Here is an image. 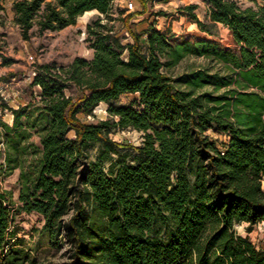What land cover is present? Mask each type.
Returning <instances> with one entry per match:
<instances>
[{"label":"trees","instance_id":"obj_1","mask_svg":"<svg viewBox=\"0 0 264 264\" xmlns=\"http://www.w3.org/2000/svg\"><path fill=\"white\" fill-rule=\"evenodd\" d=\"M203 1L210 23L195 4L184 7L191 20L208 34L211 24L226 26L235 51L209 38L178 40L153 24L121 36L110 24L114 0H12L25 40L34 28L42 35L73 25L88 10L106 21L86 24L90 60L37 64L30 82L37 96L17 108L0 103L13 114L12 126L0 123L1 171L20 168L19 205L0 189V264L36 263L18 235L15 208L42 217L50 247L66 246L64 261L38 264H264V249L234 229L264 221V0ZM2 10L0 1V24ZM187 56L209 63L173 75ZM0 60L15 62L2 53ZM101 103L105 118L82 119ZM126 128L142 140L122 161L111 135ZM30 130L38 144L21 148ZM209 130L225 135L221 146ZM28 147L29 162L19 154ZM158 223L171 226L167 241L157 238Z\"/></svg>","mask_w":264,"mask_h":264},{"label":"rangeland","instance_id":"obj_2","mask_svg":"<svg viewBox=\"0 0 264 264\" xmlns=\"http://www.w3.org/2000/svg\"><path fill=\"white\" fill-rule=\"evenodd\" d=\"M3 6L2 14L4 15L3 23L0 24V53L5 56H9L15 59L11 65H2L0 60V85L6 84L5 97L7 100H13L12 104L16 103L13 98L12 92L17 95V99L26 101L27 99L35 96L34 89L30 84V80L26 79L25 73L29 70L32 65L40 63H58L60 65H68L75 56H82L87 60H90L93 56V49L89 47V42L86 41V24L91 20L101 17L103 21H106V16L98 13L96 10H91L89 15L82 22L80 18L77 19L76 23L70 25L64 29L57 31H46L42 35H38L37 29L32 30V34L29 40L22 38L19 27L13 22V9L12 0H0ZM131 1L133 8L131 10L125 7L126 3ZM145 10L147 15L150 17V21L154 25L159 26L160 29H171L175 34V38L178 40L187 39L195 42L202 38H209L210 40L219 44L222 48L236 50V45L232 41L229 30L226 26L221 23L211 24L212 34H208L202 31L198 25L193 22L190 18L188 11L184 8L187 5L195 4L193 12L197 17L205 22L210 23L207 13L208 6L203 0H144ZM239 5L254 6L255 3L251 0H235ZM259 4H262L261 0H257ZM143 5L141 0H114L110 9V16L115 19L110 21L113 28L116 29L117 33L121 36H128L127 28L122 25L123 16L129 13H140V8ZM161 13V14H159ZM131 16V15H130ZM132 18H137L132 15ZM140 22H130L131 27H136V24ZM129 27V26H128ZM141 30V29H137ZM129 37L123 39L127 41ZM209 63L208 60L201 57L187 56L181 60L173 69L172 73L175 76L181 73L189 72L197 67H201L204 64ZM178 88H182L181 83H177ZM36 88V87H35ZM68 93L75 96V89L69 88ZM1 103L4 101L1 98ZM127 98L122 96L119 101L125 102ZM1 105V104H0ZM106 104L101 103L96 109L95 116H87L80 114L82 119L88 121H97L105 118L107 115ZM9 110V109H8ZM10 111V110H9ZM2 115V113H1ZM6 118V116H5ZM1 119V118H0ZM2 130L0 129V132ZM207 134L217 140L219 146L226 140L225 135L221 133L213 132L212 130L207 131ZM115 141L120 144L122 154L115 155L114 159L119 158L120 160H130V155H127V151L130 147H136L140 145L142 136L139 131L134 129L126 128L119 130L111 135ZM1 140V138H0ZM28 143L38 144V137L33 131H29L28 138L20 142L21 148L28 145ZM31 147L21 151L20 159L29 162L34 158L31 153ZM98 150V145H93L89 148V154L92 159L95 158ZM17 154V151H13ZM126 152V153H125ZM126 156H121L123 155ZM18 155V154H17ZM4 162V153L1 151L0 154V173L2 163ZM20 176V168H15L11 171L3 172L0 175V189L6 193L8 202L16 207L18 203L19 194V183L18 179ZM262 187L264 189V176L262 178ZM14 213V224L19 227V236L25 238V247L28 249L29 255L36 261L35 264L43 260H51L56 263L62 262L66 259L64 251L66 246L61 249L52 248L47 243L46 234L41 231L43 220L42 217L36 213H27L25 211H19L15 208ZM247 223L235 224L234 229L242 236H248L249 239L255 243L259 248H264V221L253 226L251 231L246 229ZM171 226H164L158 223L156 225L157 238L162 241H167L170 235ZM29 264V263H25Z\"/></svg>","mask_w":264,"mask_h":264},{"label":"crops","instance_id":"obj_3","mask_svg":"<svg viewBox=\"0 0 264 264\" xmlns=\"http://www.w3.org/2000/svg\"><path fill=\"white\" fill-rule=\"evenodd\" d=\"M141 3L143 5V7L140 8L141 9L140 10V13H138L139 11L137 13H134V14L133 13H129L131 15L130 19L128 20L127 24H125L124 21L122 20V25H124L127 29H128V26L131 29H147V28H150V25L151 24H153V26L155 28H159L160 29L159 26L154 25V23L150 21V17L146 14L147 11L145 10V6H144L146 2L144 0H141ZM93 10H96V9H93ZM96 11L99 13L98 10H96ZM132 15H135L137 18H132ZM131 21L140 22V24L138 23V24H136V27H131L130 26V22ZM32 89H34V93L36 94L35 96H37V94L40 92L39 86L34 85L32 87ZM12 94H13L14 100L16 101L15 104L14 103L13 104L11 103V102H13V100H11V99L10 100H7V96L4 99L5 104L8 107H10V108H17L19 106H23V105H25L31 99V98H29L26 101H23L22 99L19 98V100H18L17 99L18 98L17 95L14 92H12ZM1 100L2 99H0V103H1ZM1 113H2V115H1ZM5 116H6V118H5ZM0 118H1L0 119V123L3 122L6 125H8L9 127L12 126L13 114H12L11 110L10 111L8 110V108H2V105H0ZM0 129L3 131V128L1 126H0Z\"/></svg>","mask_w":264,"mask_h":264},{"label":"built area","instance_id":"obj_4","mask_svg":"<svg viewBox=\"0 0 264 264\" xmlns=\"http://www.w3.org/2000/svg\"><path fill=\"white\" fill-rule=\"evenodd\" d=\"M125 7L129 10H131L133 8V3L131 1H129L128 3H126ZM37 73V67L36 65H32L29 70L27 71V73H25V77L26 79H29L30 82L33 79V77L36 75ZM5 88H6V84H2L0 85V97L5 99ZM1 145V144H0Z\"/></svg>","mask_w":264,"mask_h":264},{"label":"bare ground","instance_id":"obj_5","mask_svg":"<svg viewBox=\"0 0 264 264\" xmlns=\"http://www.w3.org/2000/svg\"><path fill=\"white\" fill-rule=\"evenodd\" d=\"M90 12H91V10L84 12V14L79 17L80 20L83 22L84 19L89 15Z\"/></svg>","mask_w":264,"mask_h":264}]
</instances>
